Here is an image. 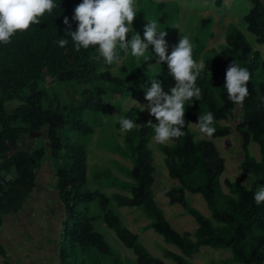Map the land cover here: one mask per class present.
<instances>
[{"label": "trees", "instance_id": "16d2710c", "mask_svg": "<svg viewBox=\"0 0 264 264\" xmlns=\"http://www.w3.org/2000/svg\"><path fill=\"white\" fill-rule=\"evenodd\" d=\"M224 1L216 0L215 4L221 8ZM250 1L252 9L243 19L257 43L264 44V0ZM54 2L57 7L51 14L46 13L39 25L33 24L29 30L17 32L10 43H0V179L9 173L13 175V179L0 186V216L16 213L23 206L35 189L37 170L51 157L57 189L66 208L61 264H165L147 249L138 234L123 224L111 209L113 203L143 210L151 221L142 230H155L166 243L179 248L182 253L166 251L167 257L177 264H195L192 257L202 248L230 250L231 257L225 264H264V202L258 205L254 199L256 192L264 187V58L247 34L232 25L228 45L222 53L207 52L205 67L196 81L201 99L185 102V125L181 129L185 135L161 146L169 176L178 182V186L166 191L169 203L181 205L198 223L194 232L180 233L155 199L154 156L150 148L155 135L153 127L149 123L139 127L136 112H126V118L138 126L125 132L123 145H118L122 157L133 164L132 167L122 165L129 181L120 180V183L132 195L109 197L99 190L92 191L88 188L87 151L73 145L63 132L70 120L75 119L50 103L47 90L42 87L50 78L64 82L72 94L83 101L81 111L106 112L109 91L112 90L113 98L118 94H137L143 87H151L153 74L148 69L154 59H143L137 68L139 71L136 67L125 68L126 79L113 76L111 69L115 63L107 65L93 58V48H81L76 52L71 37L66 34L78 29L73 17L82 0ZM159 7L166 9L164 3H159ZM65 19L70 27L64 23ZM210 20H203V24ZM138 33L141 36V32ZM60 38L69 41L64 48L56 43ZM204 52V49L193 47V59L198 62ZM127 55H131L130 49L128 54L120 51L121 60ZM234 62L251 74L247 85L249 94L243 105L232 103L225 88L226 72ZM104 66L108 71L103 73ZM158 81L162 88L169 84L164 77ZM106 82L112 85L111 90L102 86ZM80 85L84 88L80 89ZM15 101L18 106L11 111L9 105ZM238 107L242 110L239 116L236 114ZM209 111L213 113L216 132L211 138L200 133L202 138L197 139L191 126ZM232 120L238 121L235 128L244 154L241 168L252 180L249 186L226 180V193L221 184L226 160L214 140L232 134L234 128L221 123ZM150 122L158 123L153 116ZM73 128L84 135L95 132L83 122H77ZM42 132L47 135V143L40 140L30 152L21 149L24 139ZM252 143L260 147V159L251 152ZM187 192L205 198L211 210L210 217L191 205ZM92 205L99 208L100 215L89 214ZM98 219L136 253L135 262L123 258L96 230ZM0 255L6 256L1 246Z\"/></svg>", "mask_w": 264, "mask_h": 264}, {"label": "rangeland", "instance_id": "374dc122", "mask_svg": "<svg viewBox=\"0 0 264 264\" xmlns=\"http://www.w3.org/2000/svg\"><path fill=\"white\" fill-rule=\"evenodd\" d=\"M216 0H136L137 17L133 22L135 32H141L144 37L145 26L148 21H158L159 30L167 31L165 37L167 43V51L170 55L173 48L179 44L181 35L187 36L193 47L204 49V54L199 61L205 59L209 50L222 53L223 48L228 45L229 37L232 33V25L243 30L249 39L252 41L255 49L262 53L264 58V44H258L255 36L251 35L247 29V23L243 17L252 9L250 0H225L223 7L219 8L215 4ZM143 2V3H142ZM142 3V4H141ZM159 3H164L166 9H160ZM210 18L211 20L204 25L203 20ZM148 20V21H147ZM141 26V28H140ZM132 36L129 33L128 37ZM146 42V41H145ZM145 54V57L137 59L131 55L125 56L119 65L114 64L111 69L113 76L126 79L125 68L130 70L136 69L143 59L153 58L154 61L149 64L148 71L153 75L151 78L159 80L161 77L166 78L169 84L162 89L166 94H171V89L176 86L175 78L170 74L167 63L159 64L158 56L154 51V46ZM149 47V48H150ZM130 56V57H129ZM97 57L99 62H104L103 58L93 48V58ZM130 58V60H129ZM139 71V69H137ZM108 71L107 66L101 68V72ZM78 86V85H77ZM105 89L111 90L110 83L102 85ZM46 88L50 103L55 107H59L60 111L67 112L69 116L75 120H70L69 124L63 129L64 136L76 146H81L87 151V180L88 188L99 190L107 196L111 197L114 194H123L131 196L132 193L122 188L121 181H129V178L123 172L125 169L122 165L132 167L131 161L122 157L118 151V145L124 142L125 132L120 130L119 120L121 117L126 118V112L134 110L138 118V125L144 126L148 124L152 116L148 110L149 101L146 100V93L149 88L143 87L137 94L131 93L127 96L119 94L112 98V90L109 91L108 99L105 102L106 112L81 111L83 101L79 96H74L70 87L64 82H58L56 79H48L47 83L42 84ZM80 89L84 86L80 85ZM79 97V98H78ZM79 100V104L77 100ZM15 103V104H14ZM10 104L9 108L14 111L17 108L18 101ZM49 103V102H48ZM241 108L238 107L236 114H241ZM77 122H83L89 127L94 128L95 132L90 135H84L73 128ZM227 123L234 129L232 134L224 138L215 139L221 155L226 160V170L221 177L223 190L227 193L225 181L232 180L244 185L251 184L252 177L241 168L244 160V154L241 147V138L236 131L237 120ZM192 130L197 133V139L202 138L196 124H192ZM43 139L47 141L46 133L43 132ZM26 142V141H25ZM37 144L40 140L36 139ZM30 141L27 140L26 145L30 146ZM172 141L166 144H159L152 138L150 148L153 151L154 167H155V183L154 194L159 207L165 212L172 226L180 233L194 232L198 228V223L194 217L188 215L184 208L179 205H171L169 198L166 196V191L178 186V182L169 176L168 168L165 164V157L161 150V146L171 144ZM251 152L257 158H261L260 147L256 143L251 144ZM42 179L40 183H42ZM48 189L54 190V183L48 184ZM187 198L191 205L204 213L206 216H211V210L208 207L207 201L201 194H192L187 192ZM111 209L120 216L123 224L138 234L140 241L147 249L156 257L162 259L165 264H177L172 259L167 257L166 251L182 253L179 248L173 244H168L163 237L155 230L143 231L142 228L150 223V219L144 214L143 210L131 207H120L116 203L111 205ZM97 207V206H96ZM90 206L89 214L100 215L99 208ZM95 228L102 233L111 246L122 255L123 258H129L133 262L136 261V253L128 248L123 241L118 237L116 232L110 229L103 220L98 219L95 222ZM65 235V234H64ZM63 242H61L62 244ZM231 257L230 250L202 248L201 252L192 260L195 264H225V260Z\"/></svg>", "mask_w": 264, "mask_h": 264}, {"label": "clouds", "instance_id": "9594fccd", "mask_svg": "<svg viewBox=\"0 0 264 264\" xmlns=\"http://www.w3.org/2000/svg\"><path fill=\"white\" fill-rule=\"evenodd\" d=\"M57 7L54 0H0V43H10V38L17 32H25L35 24L41 23L46 13L51 14ZM73 19L78 23L76 31L66 34L71 37L76 52L81 48H95L107 65L121 63L120 51L137 59L145 57L150 46L158 56L157 63H167L170 74L176 80V86L166 94L156 78H150L151 87L147 90L148 110L158 123L149 124L154 129L155 142L166 144L185 135L181 130L185 125V102L201 99V89L196 86L197 78L205 65L203 61L193 59V45L187 36L181 35L179 44L168 54L165 37L167 31L159 30L158 21H148L144 30V39L135 32L132 25L137 17L136 0H82L74 10ZM69 25L68 19L64 20ZM70 27V25H69ZM132 33L131 40H128ZM146 41V42H145ZM60 38L56 43L60 48L68 44ZM251 74L247 68L234 62L226 72V84L229 100L236 105H243L249 94L247 87ZM122 132L131 131L138 125L131 119L121 117ZM212 112L200 115L198 127L201 134L211 138L216 132L213 127ZM259 205L264 202V187L254 196Z\"/></svg>", "mask_w": 264, "mask_h": 264}, {"label": "crops", "instance_id": "0c3cea01", "mask_svg": "<svg viewBox=\"0 0 264 264\" xmlns=\"http://www.w3.org/2000/svg\"><path fill=\"white\" fill-rule=\"evenodd\" d=\"M42 136L43 132L30 135L27 139L30 146L23 140L21 147L32 151L36 139L47 143ZM36 176L35 189L23 206L16 213L0 216V246L6 253V256L0 255V264H61L66 208L57 189L51 157L45 159ZM50 183H54L56 189H48Z\"/></svg>", "mask_w": 264, "mask_h": 264}, {"label": "built area", "instance_id": "2783aa9c", "mask_svg": "<svg viewBox=\"0 0 264 264\" xmlns=\"http://www.w3.org/2000/svg\"><path fill=\"white\" fill-rule=\"evenodd\" d=\"M11 179H13V175L10 174V173L7 174L6 177L0 179V186L5 185V184H6L8 181H10Z\"/></svg>", "mask_w": 264, "mask_h": 264}, {"label": "flooded vegetation", "instance_id": "af4514ba", "mask_svg": "<svg viewBox=\"0 0 264 264\" xmlns=\"http://www.w3.org/2000/svg\"><path fill=\"white\" fill-rule=\"evenodd\" d=\"M25 141H26V140L24 139V143H25ZM21 149L24 150L23 147H21Z\"/></svg>", "mask_w": 264, "mask_h": 264}]
</instances>
